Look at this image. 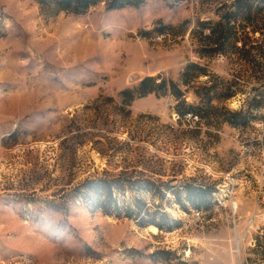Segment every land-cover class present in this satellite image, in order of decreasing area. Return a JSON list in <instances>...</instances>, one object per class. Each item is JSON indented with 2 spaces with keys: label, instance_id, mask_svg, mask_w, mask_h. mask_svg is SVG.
<instances>
[{
  "label": "rangeland",
  "instance_id": "1",
  "mask_svg": "<svg viewBox=\"0 0 264 264\" xmlns=\"http://www.w3.org/2000/svg\"><path fill=\"white\" fill-rule=\"evenodd\" d=\"M236 1L0 0V264H264V0ZM100 179L173 228L76 197Z\"/></svg>",
  "mask_w": 264,
  "mask_h": 264
},
{
  "label": "trees",
  "instance_id": "2",
  "mask_svg": "<svg viewBox=\"0 0 264 264\" xmlns=\"http://www.w3.org/2000/svg\"><path fill=\"white\" fill-rule=\"evenodd\" d=\"M42 8L47 10L49 13L57 15L62 12L72 13L76 15L85 14L92 7L105 3L110 9H121L129 6L139 7L147 0H36ZM179 1V0H175ZM237 11L244 7V0L236 1ZM236 14L229 13L226 16L227 24L219 25L214 27L213 33L217 35L216 41L214 44L220 50L224 49L225 42L232 41L235 43L238 42L236 37L237 33L234 32L232 27H229L232 17H235ZM195 65H190L187 68L184 77H186L189 69ZM158 79L154 77H146L141 81L139 86L134 90H125L123 95L129 96L130 99L134 97H142L153 92H165L166 90V81L157 82ZM173 94L179 96L181 95L180 89L173 83L172 85ZM192 117L195 116L193 112H189ZM150 184H153L151 181H147ZM121 188L118 179H100L86 181L81 186L75 189L76 197H80L85 200L89 206L94 209H101L107 214L116 213L119 217H128L135 218L138 220L139 224L142 226L155 225L159 229L171 230L176 222L174 219L169 218V215L166 211L162 209H157L154 212H151L147 208L146 201L140 197V195L135 197V200L131 204L119 205L118 198L116 197V190ZM140 190V189H138ZM114 208V209H112ZM165 219L169 220V223L164 222Z\"/></svg>",
  "mask_w": 264,
  "mask_h": 264
},
{
  "label": "bare ground",
  "instance_id": "3",
  "mask_svg": "<svg viewBox=\"0 0 264 264\" xmlns=\"http://www.w3.org/2000/svg\"><path fill=\"white\" fill-rule=\"evenodd\" d=\"M148 229L151 230V231H153V232H155V233H158L160 231L159 228L157 226H155V225L149 226Z\"/></svg>",
  "mask_w": 264,
  "mask_h": 264
},
{
  "label": "built area",
  "instance_id": "4",
  "mask_svg": "<svg viewBox=\"0 0 264 264\" xmlns=\"http://www.w3.org/2000/svg\"><path fill=\"white\" fill-rule=\"evenodd\" d=\"M189 116H191V115H189Z\"/></svg>",
  "mask_w": 264,
  "mask_h": 264
}]
</instances>
